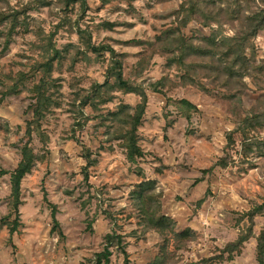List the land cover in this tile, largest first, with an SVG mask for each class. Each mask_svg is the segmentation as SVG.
<instances>
[{"label": "rangeland", "instance_id": "374dc122", "mask_svg": "<svg viewBox=\"0 0 264 264\" xmlns=\"http://www.w3.org/2000/svg\"><path fill=\"white\" fill-rule=\"evenodd\" d=\"M181 1L111 0L102 7L100 0H87L88 10L82 16L79 3L65 8L61 0H0V16L8 17L0 22V89L5 75L27 73L40 61L34 46L39 31L54 34L63 57L54 64L55 88H50L54 105L42 123L49 143L43 148L36 137L31 141L37 161L22 182L20 227L12 236L8 229L12 218L5 220L10 212L8 173L17 167L20 148L28 141L24 131L31 117V90L40 75L27 81L19 95L8 96L0 104V264H94L105 236L113 233L122 238L127 260L114 248L110 264H151L162 242L141 224L132 197L134 187L143 181L140 171L146 180L156 182L161 211L172 219L175 230L193 232L185 250L175 253L178 264H199L218 255L245 228L243 215L264 203V129L250 135L247 157L235 134L233 161L226 169L213 168L223 156L227 135L237 129L235 113L249 115L256 101L264 99L262 86L253 80H244L249 91L241 97L239 111L197 87L170 88L168 81L179 83L180 73L169 69L163 58L154 57L143 75L131 76L148 97L138 131L144 156L136 164L128 162L121 142L114 140L108 119L120 104L133 109L139 98L114 93L111 102L97 111L80 106L79 95L104 83L109 55L96 59L79 40L78 28L89 32L93 45L113 48L127 73L147 45L175 23ZM14 18V32L5 48ZM103 22L117 26L107 31L97 26ZM224 29L232 35L230 27ZM196 30L210 32L192 23L185 34ZM255 47L258 59L264 60V32ZM158 83L164 88L158 86L159 91L153 92L151 85ZM175 100H187L198 109L190 122L170 104ZM84 148L90 151L89 162ZM52 206L57 209L60 233L52 230ZM263 228L264 214L254 219V238L231 262L221 264H257L256 237Z\"/></svg>", "mask_w": 264, "mask_h": 264}, {"label": "trees", "instance_id": "16d2710c", "mask_svg": "<svg viewBox=\"0 0 264 264\" xmlns=\"http://www.w3.org/2000/svg\"><path fill=\"white\" fill-rule=\"evenodd\" d=\"M65 8L79 3L82 16L88 10L87 0H61ZM101 6L108 5L111 0H100ZM182 0L175 12V23L165 31L157 35L153 42L149 43L140 55L136 65L126 73V68L119 55L108 45L95 46L92 44L88 31L78 28L77 34L83 46L95 55L96 59H105L109 55L106 77L103 84H95L90 87V92L78 96L81 108L91 107L97 111L100 106L111 102L114 93L135 95L139 98L137 105L131 109L127 105L120 104L118 110L109 113L108 121L113 128L114 140L120 141L125 150L129 163L136 164L138 159L144 156L140 146L138 131L148 104L145 90L136 85L134 78L143 75L151 65L154 57L165 60L169 69L174 68L180 73L179 83L168 81L170 88L197 87L209 96H213L219 102L234 109L238 106L241 97L249 91L245 78H249L262 86L264 93V60H259L255 47V40L261 32H264V0ZM38 4L45 6L42 1ZM29 7H26L27 10ZM7 16H0V22L7 21ZM17 18L10 20L11 29L6 35L5 48L9 46V38L14 32V24ZM196 23L202 29H209L208 34L199 30L190 35L185 34L187 27ZM107 31H112L116 23L103 22L97 25ZM217 29H214L213 27ZM226 26L233 30L232 35H226ZM54 34L46 35L43 31L37 34L38 42L34 45L40 54V61H36L30 70L8 74L3 77L0 89V104L11 95H19L23 85L40 75V79L31 90L33 102L28 107L30 118L26 121L24 135L28 141L20 148L21 159L10 175V200L8 221L10 236L14 235L20 227L19 207L22 205L21 186L24 178L32 172L37 156L35 155L31 141L36 137L43 148L49 143V137L42 129L45 117L51 112L54 105L51 89L55 88L52 82L54 64L62 61V53L57 50L54 43ZM127 74V75H126ZM128 74L130 76H128ZM158 86L164 88V84L151 85L153 92H158ZM162 92V91H160ZM177 108L182 118L190 122L193 114L198 109L187 100L170 101ZM240 104V103H239ZM240 111V107H237ZM239 113V114H238ZM234 114V111H233ZM237 129L226 137V147L223 156L214 164V167L228 168L233 161V152L236 148L235 134L240 137L241 153L247 157L251 152L249 137L259 129H264V99H258L249 110V115L235 113ZM80 129L84 125H77ZM84 158L90 161V151L83 149ZM209 170H212L209 169ZM2 174H7L3 172ZM143 181L134 187V198L139 213V219L144 228L155 232L160 240L159 253L153 258L151 264H178L175 258L177 252L185 250L187 244L194 238L190 229L181 232L175 230V225L169 217L161 211V195L156 194V182L146 180L140 171ZM203 201H200V206ZM264 214V203L255 207L243 215L247 224L241 230L237 238L227 243L218 250V255L200 261L199 264H221L223 261L231 262L238 255L244 245L254 238V219ZM57 209L51 207L52 230L60 231V225L56 218ZM103 251L95 255L94 264H110L113 249L122 252L125 260L127 255L122 246V238L115 233L105 236ZM256 263L264 264V228L256 237ZM193 264V263H190Z\"/></svg>", "mask_w": 264, "mask_h": 264}]
</instances>
